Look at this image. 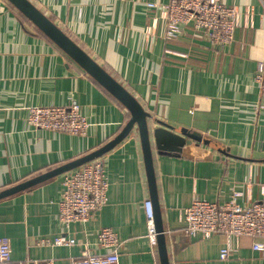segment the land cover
<instances>
[{"label":"crops","instance_id":"obj_1","mask_svg":"<svg viewBox=\"0 0 264 264\" xmlns=\"http://www.w3.org/2000/svg\"><path fill=\"white\" fill-rule=\"evenodd\" d=\"M151 113V128L166 122L215 141L194 140L183 152H160L154 163L171 264H264L253 238L223 234L192 238L183 209L196 195L226 203L264 200V113L257 104L259 60L264 58V0H223L240 14L234 40L214 45L187 27L166 39V17L150 2L170 0H31ZM77 100L87 135L38 129L28 121L33 105ZM121 102V101H120ZM54 41L40 33L9 0H0V191L76 159L115 137L130 111ZM109 176L108 202L88 222L69 231L72 246L39 244L67 232L59 220L63 174L0 199V238L11 239L15 259L51 258L70 264L99 231L113 227L121 264H161L148 235L145 201L151 198L138 129L102 156ZM231 245L227 258L221 249Z\"/></svg>","mask_w":264,"mask_h":264},{"label":"built area","instance_id":"obj_2","mask_svg":"<svg viewBox=\"0 0 264 264\" xmlns=\"http://www.w3.org/2000/svg\"><path fill=\"white\" fill-rule=\"evenodd\" d=\"M149 6H159L165 13V38L180 37L187 27H192L212 44L223 47L235 38L240 11L237 6L223 0H170L165 3L150 2ZM259 87L257 109L264 113V58L259 60L256 73ZM28 121L38 129H48L76 135H87L90 127L82 105L71 99L65 105H33L29 108ZM63 192L59 200V220L67 232L53 239L41 238L39 244L72 246L79 241L68 233L75 222H88L108 202L109 176L102 157L93 159L63 174ZM264 187V186H263ZM240 192L235 191L226 203L209 200L196 195L183 209L186 235L196 238H210L223 234L228 241L236 236L247 235L253 238V248L264 254V200L257 199L247 204L238 201ZM148 235L157 243V230L153 202L145 201ZM99 247L105 251H91L85 243L81 255L71 257L70 264H121L120 240L116 230L103 226L99 231ZM231 245L221 249V257L227 258ZM0 264H57L54 257L32 261L15 259L11 239L0 238Z\"/></svg>","mask_w":264,"mask_h":264},{"label":"water","instance_id":"obj_3","mask_svg":"<svg viewBox=\"0 0 264 264\" xmlns=\"http://www.w3.org/2000/svg\"><path fill=\"white\" fill-rule=\"evenodd\" d=\"M9 1L24 13L37 27L45 32L61 49L91 74L100 84L119 99L128 108L131 115L122 130L102 146L26 181L1 190L0 199L43 182L53 176L77 168L93 159L102 157L129 136L134 129H138L150 186L151 200L154 207V219L158 232L157 243L159 246L161 264H171L163 214L158 195L157 176L154 163V144L160 152L171 153L183 152L184 147L187 144H191L194 140L203 141L215 146H217V144L213 139L205 137L201 132L191 130L188 127H181L178 129L169 123L160 122V126L151 128L149 123L151 113L144 108L143 104L131 90L79 45L49 15L31 0Z\"/></svg>","mask_w":264,"mask_h":264},{"label":"trees","instance_id":"obj_4","mask_svg":"<svg viewBox=\"0 0 264 264\" xmlns=\"http://www.w3.org/2000/svg\"><path fill=\"white\" fill-rule=\"evenodd\" d=\"M20 11V10H19ZM20 13L23 15V16H25L27 19H29L24 13H22L21 11H20ZM38 29H39V31H40V33H42L45 37H47L48 39H50V40H52L45 32H43L39 27H37ZM53 41V40H52ZM112 94V93H111ZM113 95V94H112ZM114 96V95H113ZM115 97V96H114ZM119 100V99H118ZM119 102H120V100H119ZM120 103H122V102H120ZM122 105H123V103H122ZM124 106V105H123ZM130 134H133V131L130 133Z\"/></svg>","mask_w":264,"mask_h":264}]
</instances>
